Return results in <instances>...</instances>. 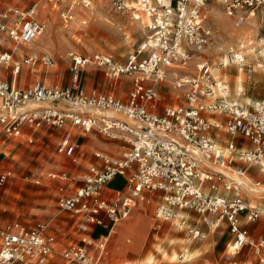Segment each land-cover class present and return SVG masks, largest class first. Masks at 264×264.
<instances>
[{"label": "built area", "instance_id": "1", "mask_svg": "<svg viewBox=\"0 0 264 264\" xmlns=\"http://www.w3.org/2000/svg\"><path fill=\"white\" fill-rule=\"evenodd\" d=\"M211 4L220 5L236 27L264 9V0H16L0 11V148L29 130L41 129L62 132L57 153L66 157L78 147L73 140L77 131L97 128L127 145L119 157L95 153L97 163L88 167L78 185L65 174L51 175L74 187L72 194L60 197L58 206L76 215V231L86 234L80 245L57 253L58 243L47 224L5 223L0 226V264H49L54 255L62 264H101L106 241L91 239V227L104 226L103 218L118 223L138 204L151 202L157 203V220L176 221L193 240L202 238L200 223L209 232L225 225L232 236L226 259L232 264L246 246L258 256L264 252V238L248 241V225L263 212L242 198L247 169L264 167V101L246 106L233 101L226 74L218 73L219 68L242 67L241 46H230L217 68L204 60ZM93 6L138 24L143 38L126 58L70 51L67 85L37 80L18 87L15 81L22 69L35 73L55 66L50 55L35 47L45 31L42 12L55 13L61 27L71 32L76 16L86 26ZM194 59L198 61L194 71L187 69ZM87 69L101 72L110 82L128 79L127 99L112 92L86 91ZM247 73L254 71L248 68ZM170 76L184 102L165 106L159 114V89ZM105 112L116 117H106ZM221 133L228 137L224 145L216 142ZM239 140L245 144L238 146ZM9 176L0 174V185ZM119 177L125 178L124 188L108 192V185ZM219 187L225 195L215 194Z\"/></svg>", "mask_w": 264, "mask_h": 264}, {"label": "rangeland", "instance_id": "2", "mask_svg": "<svg viewBox=\"0 0 264 264\" xmlns=\"http://www.w3.org/2000/svg\"><path fill=\"white\" fill-rule=\"evenodd\" d=\"M92 9V12L87 13L86 26H81L80 17L76 16L71 32L61 27L60 20L55 13L48 16L47 12H44L40 18L46 26L44 20L48 17L51 27H45L44 34L35 45L36 50L45 52L54 59L55 66L48 71L54 73L59 79L63 77V86L69 77V61L66 59L68 52L74 51L85 56L103 53L123 61L137 42L143 38L138 24L128 17L101 7L93 6ZM205 26L210 30L211 36L202 56L215 68L223 62L230 46L239 48L242 44L245 47L242 50L244 51L242 67L231 65L225 69H218L219 74H226L225 80L230 91L229 98L243 106L264 101V46L259 45L264 43V9H258L255 15L241 27H236L234 19L226 16L220 5L211 4ZM196 63L198 61L194 59L186 68L194 71ZM248 68L254 71L251 76L247 73ZM94 73L96 80L92 82L90 76ZM83 76L86 77L88 86L93 85L100 92L114 91V95L123 100L128 97L130 83L114 89L113 83L115 82L108 81L101 72L94 69H90ZM124 80L129 82L128 79L123 78L117 81V84ZM173 80L174 78L170 76L160 86L156 110L159 114L165 106L184 102L181 94L173 89ZM239 89L240 92H236ZM108 115L105 116L112 117ZM61 135L62 132L58 130H29L27 135L5 143L0 148V174L10 173V176L0 185V226L11 222L30 225L45 223L48 225L49 233L56 238L57 253L69 245H80L81 239L76 231L78 224L76 215L62 212L58 206L60 197L72 194L74 187L51 175L65 174L67 179L74 178L75 184L78 185L88 167L97 163L95 153L119 157L127 149L122 138L112 139L95 128L88 133L77 131L73 140L76 141L78 147L73 156L66 157L57 153ZM224 136L226 138L223 145L226 143L228 137L221 133L220 139L217 140L218 144L224 140ZM255 168L251 167L249 171ZM227 174L230 178L237 180L234 175ZM243 180L246 185L242 198L249 205L263 212L259 221L264 224V208L261 206L264 202V182L256 186L253 182L259 181L258 179L254 180L250 177ZM152 210L153 228H156L153 232L160 230L159 233H161L164 229L166 230L164 238L162 240L156 238L157 241H160L162 246L175 245L180 248L178 254H173L174 261L192 259L190 264H232L226 259L225 243L228 237L225 234L219 236L216 230L211 233L203 223H200L203 238L190 240V237L186 236V231L178 229L176 221L175 224L162 223L155 219L154 205ZM188 224L192 227L194 223L189 219ZM159 225L160 229H157ZM172 235H177L182 239L174 240ZM262 238H264V225L252 231L248 241L256 243ZM189 245L195 249L192 254L189 253ZM157 249L162 252L160 246ZM180 255L183 257L180 258ZM259 258L264 259V252L258 256L253 249L246 246L235 258V264H259ZM50 264H62V261L58 255H54Z\"/></svg>", "mask_w": 264, "mask_h": 264}, {"label": "crops", "instance_id": "3", "mask_svg": "<svg viewBox=\"0 0 264 264\" xmlns=\"http://www.w3.org/2000/svg\"><path fill=\"white\" fill-rule=\"evenodd\" d=\"M15 4H16V0H9L8 3H4V1L0 0V11L5 7V5H15ZM89 71L90 69L86 70L85 73ZM37 80L42 81L46 85H52L59 82H60L59 84L62 85L63 84L62 81L64 79L63 77L59 79L58 76H56L52 72H49L48 70L35 71V73H30L26 68H24L22 69L18 79L15 81V84L18 87H25L31 85L33 82ZM95 80H96V74L94 73L90 76V81L95 82ZM68 82H69V77H67L66 84H68ZM128 83L130 82L124 80L120 84H117V82L113 83V86L114 89H118L119 86ZM83 86L86 89V91H91V90L98 91L96 87H94L93 85L88 86L87 79L86 77L84 78V76H83ZM239 91L240 89L237 92ZM110 92L114 94V91H110ZM116 97L122 99L119 96ZM217 118L221 119V117H217ZM225 138L226 137L224 136V140H221L219 144L223 145ZM217 140L216 142L218 143ZM237 143L238 146L245 144V142L241 140L237 141ZM249 169L250 168H248L246 172L247 178L251 177V179L259 180V181H254L253 182L254 185L258 186L261 184L262 181L264 182V169L262 168L259 169L258 167L252 169L251 171H249ZM124 186H125V178L119 177L115 179L113 182H111L107 188H108V192H113L118 189L122 190ZM206 192L208 194H212V195L214 194V193H209V191ZM215 194L225 195L226 193L223 191V189L220 190L219 187L218 191ZM153 205L156 208L157 203L151 202L148 204H138L136 207H134L131 210L128 218L125 221L122 220L119 223L111 224L109 220L103 218L104 226L91 227L90 233L88 234V236L91 239H93L95 242L106 241V256L101 264H185V262H187V264H190L192 259H188V261L183 260L180 262H176L172 259L173 254L175 253L178 254L180 252L179 246H175V245L162 246L163 244H161L160 241H157V239L162 240L164 238L166 230L164 229L163 231H161V233H159L160 230L153 232V230L156 229L153 228V223H154L153 210H152ZM261 206L264 208V202L262 203ZM258 221L248 225L249 234L252 233V231H254L256 228L262 227L264 225L260 223V221L259 222ZM157 229H160V225L157 226ZM216 231L218 234H220L219 236H223L225 234L228 237V240L225 243L227 248L230 242L232 241V236L226 230L225 225H222V227ZM78 235L80 239L86 236V234L84 233H78ZM186 236L188 235L186 234ZM172 238L174 240L182 239V237H179L177 235H172ZM159 246L160 249H162V252L158 251L157 247ZM193 251H195V249L191 248L189 245V253L192 254ZM182 257L183 255H180V258Z\"/></svg>", "mask_w": 264, "mask_h": 264}, {"label": "bare ground", "instance_id": "4", "mask_svg": "<svg viewBox=\"0 0 264 264\" xmlns=\"http://www.w3.org/2000/svg\"><path fill=\"white\" fill-rule=\"evenodd\" d=\"M44 12H47V11H43L42 14H43ZM47 13H49L50 15H51V14H54L53 12H47ZM42 14H41V16H42ZM43 19H44V18H43ZM44 21H45V23H46V26H45V27L50 28V27H51V23H50V21L48 20V17H47ZM259 45H260V47H263V46H264V43L259 44ZM240 46L242 47V49H245L244 45L241 44ZM261 49H262V48H261ZM243 52H244V51H243ZM243 52H242V53H243ZM243 54H244V53H243ZM262 54H263V53H262ZM236 92H237V91H236ZM239 92H240V91H239ZM105 113H109L110 115H112V117H116V115H114L113 113H110V112H105ZM105 113H102V114H104V115H108V114H105ZM110 115H108V116H110ZM112 117H111V118H112ZM109 118H110V117H109ZM262 169H264V167H263ZM221 171H222V170H221ZM242 183H243L244 186H245V183H244L243 181H242ZM132 209H133V208H132ZM132 209H131V210H132ZM127 218H128V217H127ZM127 218H126V219H127ZM126 219H125V220H126ZM125 220H124V221H125ZM118 223H119V222H118ZM212 232H213V231H212Z\"/></svg>", "mask_w": 264, "mask_h": 264}]
</instances>
